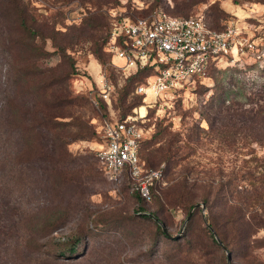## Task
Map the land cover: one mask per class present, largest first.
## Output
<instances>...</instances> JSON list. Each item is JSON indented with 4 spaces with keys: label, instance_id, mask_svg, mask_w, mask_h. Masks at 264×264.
I'll list each match as a JSON object with an SVG mask.
<instances>
[{
    "label": "rangeland",
    "instance_id": "1",
    "mask_svg": "<svg viewBox=\"0 0 264 264\" xmlns=\"http://www.w3.org/2000/svg\"><path fill=\"white\" fill-rule=\"evenodd\" d=\"M32 1L37 16L46 21L47 26L63 32L58 33L57 39L69 41L66 50L71 55L75 72L69 76L67 87L75 100L63 111L70 112L74 118L80 117L95 130L90 138L70 140L67 144L70 153L67 167L73 170L75 179L59 191H47L45 198L50 205L57 203L70 207L66 222L46 237L48 246L52 247L51 243L59 238L64 241L67 236H81L73 264H192L194 259H198L199 264L240 262L237 256L227 260V251L212 247L203 221L206 204L205 208L198 205V213L202 215L194 218L189 226L187 215L193 208L188 211V206L180 203L176 194L185 189L183 196L201 198L206 189L205 181L218 180V175H209L211 168L221 167L223 174L220 175H224L236 170L249 154L237 152L236 144L229 148L226 143L210 139L203 132L195 150L177 162L161 158L159 149L177 131L182 132V139L177 142L183 144L184 132L195 120L207 127L201 113L207 110L205 101L213 93L215 83L224 82L233 91L240 86L247 93L264 83V73L259 65L264 64V2L205 0L195 3L187 13H174L170 10L173 0H165L161 6H152L153 0ZM159 8L175 15L201 13L215 28H222L226 21L231 20L237 25L242 40L253 38L258 49L243 47L238 50L234 62L211 69L210 77L153 102L151 95L144 98V95L135 93L134 80L128 81L117 71L113 60H118L108 50L106 40L108 25L114 16L136 17ZM100 46L101 56L97 57L94 48ZM46 48L51 53L39 61L40 65L57 66L61 72L73 70L70 61L61 58L51 39H47ZM258 52H263V55L257 56ZM102 75L113 82L114 90L110 93L109 102L98 99L99 104L95 106L92 99L98 98ZM144 79V76L139 78L140 81ZM141 107L144 115L139 121L144 128V140L139 150L140 158L147 167L163 165L164 168L163 177L156 185L157 195L148 202L136 198L126 177L120 182L106 179L98 157L102 145V136L98 132L101 119L110 115L119 117L123 112L140 116ZM72 117L69 114L63 118L69 120ZM256 148L264 155V147ZM71 156L76 159H71ZM188 167L195 169L188 172L190 182L185 188L179 186V182ZM197 202L204 201L199 199ZM146 212L160 216L169 233L179 234V240L173 241L159 232L152 214L151 219L138 216ZM256 236H264V228H260ZM253 252L264 262V246L255 248Z\"/></svg>",
    "mask_w": 264,
    "mask_h": 264
},
{
    "label": "trees",
    "instance_id": "2",
    "mask_svg": "<svg viewBox=\"0 0 264 264\" xmlns=\"http://www.w3.org/2000/svg\"><path fill=\"white\" fill-rule=\"evenodd\" d=\"M90 1L80 0L81 3ZM153 1L152 6L165 3V0ZM203 1L173 0L170 10L187 13L195 3ZM34 9L32 0H0V264H73L81 236H67L64 241L59 238L51 243L52 247L45 240L66 222L70 207L50 205L45 197L48 190L59 191L75 179L66 161L70 155L69 141L90 138L95 130L80 117L74 118L70 112L63 111L75 100L67 87L69 76L75 72L66 50L69 41H59L57 35L63 32L47 26ZM47 39H51L61 58L70 61L72 71L61 72L57 66L39 64L51 53L46 48ZM94 52L100 57L101 46L94 48ZM216 67L220 66L209 68L208 77ZM260 68L264 73V65ZM151 72L152 67L146 66L126 79L134 80L135 88L139 78ZM243 89L237 86L233 91L224 82L215 83L213 93L205 101L207 110L201 113L207 127L195 120L184 132L183 144L177 142L182 139V132L177 131L166 145L160 146L159 155L173 162L187 157L200 143L202 132L210 139L226 143L229 148L236 144L237 152L249 154L236 170L224 175H220L223 174L221 167L211 168L209 175H218V180L205 181L206 189L201 198L183 196L185 189L179 190L176 197L188 206V211L193 208L189 226L194 218L202 215L195 204L199 199L205 202L204 228L208 230L212 247L228 251L230 257L237 256L240 262L234 264H264L253 252L264 246V236H256L257 231L264 228V155L256 148L264 147V83L249 93ZM69 114L72 119L63 118ZM127 114L131 113L123 112L119 118ZM71 159L76 158L71 156ZM194 169L184 170L186 173L179 186H189L188 172ZM103 174L106 177L104 171ZM123 177L129 180L130 187L134 185L126 169ZM157 182L154 180L150 187L152 199L157 195ZM132 191L138 200L147 201L136 189ZM151 214L159 220L153 219L159 232L173 241L179 240V236L170 237L163 230L161 223H165L155 212L138 216L151 219ZM192 264H199L198 259Z\"/></svg>",
    "mask_w": 264,
    "mask_h": 264
},
{
    "label": "built area",
    "instance_id": "3",
    "mask_svg": "<svg viewBox=\"0 0 264 264\" xmlns=\"http://www.w3.org/2000/svg\"><path fill=\"white\" fill-rule=\"evenodd\" d=\"M107 45L118 60H113L114 67L125 78L138 69L152 67V72L135 85L134 91L144 98L151 95L153 102L208 78L212 65L234 62L243 47L258 49L253 38L242 40L231 20L222 28H215L201 13L175 15L161 8L136 17L114 16ZM102 76L98 98L92 99L95 106L98 99L109 102L114 90L113 82ZM142 117L127 114L123 118L116 115L103 118L98 157L108 180L120 182L126 169L133 180L131 189L151 201V184L163 177L164 168L163 165L147 167L140 158L139 146L144 138Z\"/></svg>",
    "mask_w": 264,
    "mask_h": 264
},
{
    "label": "water",
    "instance_id": "4",
    "mask_svg": "<svg viewBox=\"0 0 264 264\" xmlns=\"http://www.w3.org/2000/svg\"><path fill=\"white\" fill-rule=\"evenodd\" d=\"M200 204L202 205L203 208H205V203H204V202H201V203L197 202V203L195 204V206H198V205H200ZM191 211H192V210L189 211V214L187 215V218L190 216ZM152 216H153L156 220H158L157 217L154 216L153 214H152ZM158 221H159V220H158ZM161 225H162L163 230H164V231H165L170 237H178V236H179V234H175V235H173V234L169 233L168 230H167V228L165 227V225H164L163 223H161ZM210 228H211L212 232L216 235L215 230L213 229V227L210 226ZM216 237H217V235H216ZM217 238H218V237H217ZM218 240H219V239H218ZM219 241H220V240H219ZM224 248H225V246H224ZM229 259H230V253L227 251V260H229Z\"/></svg>",
    "mask_w": 264,
    "mask_h": 264
},
{
    "label": "bare ground",
    "instance_id": "5",
    "mask_svg": "<svg viewBox=\"0 0 264 264\" xmlns=\"http://www.w3.org/2000/svg\"><path fill=\"white\" fill-rule=\"evenodd\" d=\"M143 110H144V108H143V107H141V116H143V115H144V113H143Z\"/></svg>",
    "mask_w": 264,
    "mask_h": 264
}]
</instances>
